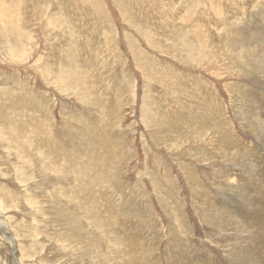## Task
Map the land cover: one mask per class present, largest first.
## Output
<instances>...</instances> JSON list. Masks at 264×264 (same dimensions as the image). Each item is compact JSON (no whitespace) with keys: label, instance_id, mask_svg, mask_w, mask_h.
Masks as SVG:
<instances>
[{"label":"rangeland","instance_id":"374dc122","mask_svg":"<svg viewBox=\"0 0 264 264\" xmlns=\"http://www.w3.org/2000/svg\"><path fill=\"white\" fill-rule=\"evenodd\" d=\"M263 9L0 0V264H264Z\"/></svg>","mask_w":264,"mask_h":264},{"label":"bare ground","instance_id":"6f19581e","mask_svg":"<svg viewBox=\"0 0 264 264\" xmlns=\"http://www.w3.org/2000/svg\"><path fill=\"white\" fill-rule=\"evenodd\" d=\"M179 2V1H178ZM17 3V2H16ZM22 5V4H21ZM22 7V6H21ZM176 9V8H175ZM263 11H264V9H263ZM264 13V12H263ZM262 13V14H263ZM261 19V18H260ZM2 20V19H1ZM263 21V20H262ZM19 22V21H18ZM264 24V23H263ZM21 30V29H20ZM31 33V32H30ZM24 36H26V35H24ZM37 37V36H36ZM39 51V50H38ZM238 51V50H237ZM259 53V52H258ZM31 58V57H30ZM263 70V69H262ZM36 74V73H35ZM4 76H6V75H4ZM4 76H2L3 78H4ZM8 76V75H7ZM42 78H45V77H42ZM7 80V79H6ZM1 81V80H0ZM40 82V81H39ZM4 84V83H3ZM1 104V103H0ZM3 105V104H2ZM1 105V106H2ZM1 109V108H0ZM2 111H3V109H2ZM9 112H10V110H9ZM44 113H46V112H44ZM5 114V113H4ZM10 115V114H9ZM39 116V115H38ZM23 118V117H22ZM51 120V119H50ZM4 122V121H3ZM9 122H11V121H9ZM39 122V121H38ZM48 123V122H47ZM16 124V123H15ZM3 126V125H2ZM25 126V125H24ZM234 126V125H233ZM56 128V127H55ZM54 128V129H55ZM44 129V128H43ZM50 129V128H49ZM48 129V130H49ZM12 131V130H11ZM1 132V131H0ZM16 131H14V133H15ZM42 132V131H41ZM80 132V131H79ZM12 133V132H11ZM13 133V134H14ZM18 133H21V132H18ZM1 134V133H0ZM3 134H4V132H3ZM48 134V133H47ZM53 134V133H52ZM56 134V133H55ZM12 135V134H11ZM28 135V134H27ZM58 136V135H57ZM76 136V135H75ZM31 137V136H30ZM2 138V137H1ZM11 138V137H10ZM17 139V138H16ZM53 139V138H52ZM1 141V140H0ZM2 141L4 142V140L2 139ZM135 141V140H134ZM23 142V141H22ZM38 142V141H37ZM9 143V142H8ZM188 143V142H187ZM54 144V143H53ZM183 144V143H182ZM55 147V146H54ZM2 148V147H1ZM1 148H0V151H1ZM7 149H9V148H7ZM12 149V148H11ZM10 151V150H9ZM12 152V151H11ZM10 153V152H9ZM1 154V153H0ZM36 154V153H35ZM52 154V153H51ZM33 155V154H32ZM62 155V154H61ZM22 156H24V153L22 154ZM37 156V155H36ZM0 159H2V158H0ZM10 159H12V158H10ZM22 159V158H21ZM20 159V160H21ZM40 159V158H39ZM3 160V159H2ZM8 160V159H7ZM33 162V161H32ZM25 165V164H24ZM14 166V165H13ZM45 167V166H44ZM16 168V167H15ZM17 168H19L18 166H17ZM7 169V168H6ZM1 170V169H0ZM20 172V171H19ZM25 172H26V170H25ZM8 173V172H7ZM26 174V173H25ZM150 174V173H149ZM58 175V174H57ZM8 177V176H7ZM6 177V178H7ZM4 178V177H3ZM81 179V178H80ZM4 180V179H3ZM6 180V179H5ZM82 180V179H81ZM30 181V180H29ZM23 183V182H22ZM118 183V182H117ZM7 184V183H6ZM14 184V183H13ZM33 184V183H32ZM10 185V184H9ZM8 185V186H9ZM253 185V184H252ZM28 186V185H27ZM19 187V186H18ZM34 187H35V185H34ZM258 187V186H257ZM4 188V187H3ZM24 188V187H23ZM28 188H30V187H28ZM0 189H2V185H0ZM6 189H7V187H6ZM34 189V188H33ZM37 189H39L38 187H37ZM27 190V189H26ZM26 190H25V192H26ZM21 191V190H20ZM40 191V190H39ZM33 192V191H32ZM8 193V192H7ZM24 193V192H23ZM17 194V193H16ZM34 194V193H33ZM15 195V194H14ZM22 195V194H21ZM20 195V196H21ZM18 196V195H17ZM33 196V195H32ZM16 197V196H15ZM25 197H26V193H25ZM29 197V196H28ZM3 198V197H2ZM6 198H7V196H6ZM24 198V196L22 197V199ZM31 198V197H30ZM16 199V198H15ZM44 199V198H43ZM12 200V199H11ZM39 200V199H38ZM26 202H27V204L28 203H31L32 201H30V199H28V201L27 200H24V202H22L21 204L20 203H18L17 201H16V203H17V209L18 208H21L22 210L24 209L23 208V206L26 204ZM3 203V202H2ZM14 203H15V201H14ZM15 203V204H16ZM47 203V202H46ZM52 204V203H51ZM7 205V204H6ZM38 205V204H37ZM26 206V205H25ZM33 206V205H32ZM12 207V206H11ZM16 207V206H15ZM31 207V206H30ZM4 208V207H3ZM56 208V207H55ZM59 208H60V206H59ZM10 209V208H9ZM26 209V208H25ZM29 211H30V209H29ZM35 211V210H34ZM74 211V210H73ZM21 212V211H20ZM1 213H2V211H1ZM31 213V212H30ZM51 213H52V211H51ZM43 214V213H42ZM48 214V213H47ZM18 215V214H17ZM29 215V214H28ZM54 215V214H53ZM52 215V216H53ZM98 215V214H97ZM48 216V215H47ZM51 216V215H50ZM94 216V215H93ZM112 216H113V214H112ZM130 216V215H129ZM1 218H2V216H1ZM6 218V217H5ZM31 218V217H30ZM18 219V218H17ZM48 219V218H47ZM34 220V219H33ZM44 220H46V219H44ZM109 220V219H108ZM29 221V220H28ZM53 221V220H52ZM15 222V221H14ZM22 223V222H21ZM50 223V222H49ZM54 223V222H53ZM59 223V222H58ZM4 224H6V222H0V225H4ZM29 224V223H28ZM27 224V225H28ZM39 224V223H38ZM48 224V223H47ZM31 225H32V223H31ZM53 225V224H52ZM79 225V224H78ZM48 226H50V225H48ZM47 227V226H46ZM7 228V227H6ZM28 228H29V226H28ZM52 229V228H51ZM55 229V228H54ZM72 229V228H71ZM77 229V228H76ZM48 231V230H47ZM49 232V231H48ZM53 232V231H52ZM11 233V232H10ZM54 233V232H53ZM46 234V233H45ZM12 236V235H11ZM93 238V237H92ZM102 239V238H101ZM100 239V240H101ZM103 241V240H102ZM101 243V242H100ZM14 244V243H13ZM16 247V246H15ZM48 248V247H47ZM16 249V248H15ZM46 249V248H45ZM102 249V248H101ZM14 250V249H13ZM102 251V250H101ZM70 255V254H69ZM85 257V256H84ZM74 260V259H73ZM17 261H18V264H21L20 263V260L19 259H17Z\"/></svg>","mask_w":264,"mask_h":264}]
</instances>
